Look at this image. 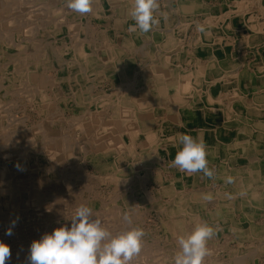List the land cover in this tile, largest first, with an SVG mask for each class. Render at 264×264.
<instances>
[{"label":"crops","instance_id":"crops-1","mask_svg":"<svg viewBox=\"0 0 264 264\" xmlns=\"http://www.w3.org/2000/svg\"><path fill=\"white\" fill-rule=\"evenodd\" d=\"M240 1L242 0H158L160 7L155 15L160 22L148 33L129 31V27L134 24L129 15L133 0H106L102 7L95 8L100 13H94L98 17L88 14L92 26L99 30L97 55L102 61L87 70L77 63L71 64L70 76L75 77L77 72L78 84L56 77L54 86L55 91L62 95L60 100L66 105L69 98H73L69 104L72 109L77 108L78 104L86 106L85 102L92 97V91L95 107L90 108L102 116L89 119L86 123L94 144L101 143L97 154L103 156L101 163L108 164L114 171L117 168L118 173L126 172L132 167L135 171L138 165L139 172L143 175L145 169L140 156L148 153L154 159L157 158L153 163L152 173L160 172L164 175V179H160L161 182L165 181L164 190L169 184L173 196L177 192L179 195L186 194L187 198H195L200 193L204 194L208 188L212 192L207 191L206 195L213 193V189L219 188L220 192L225 188L230 189L225 191L227 196L232 198L237 193L235 196L238 197V193L242 191L239 194L247 198L250 204L255 203L264 210V195L261 191L264 190V0H245V6H248L245 7V12H236L225 24L220 25L221 28L224 25L227 27L224 30L228 35L224 36L220 34L222 31L215 30L216 34L209 37L207 33L210 30L205 29L199 31L198 37L195 36L199 18L206 19L209 15L217 20L225 18L233 13ZM155 31L156 34H163V37H155ZM240 45L243 49L238 53ZM256 46L258 51L254 56ZM184 71L197 74L191 79L195 84L193 95L184 94L181 88L180 75ZM124 84L130 87L125 88ZM108 86L112 87L111 93L104 92ZM208 95L220 103L219 106L204 101ZM196 96L204 98H200L202 102L199 107ZM216 110L229 112L231 117L217 118L213 122L205 121L206 112L211 115ZM210 126L216 129L214 136L206 130ZM249 126L251 130L248 131ZM101 128L104 131L100 135ZM180 134L191 135L205 144L208 166L214 172L212 178H206L202 172H198L186 179L184 172L171 166L176 152L182 147L179 143ZM113 140L117 146H110ZM95 153L90 152L87 146L82 156L93 154L95 157ZM243 171H247L248 175L237 178L238 173L242 174ZM152 173L147 183L152 178L159 179ZM225 173L229 177L235 176L231 183H226L219 177ZM142 181L139 182L140 186ZM147 183L145 185L148 188ZM232 202L231 200L230 203Z\"/></svg>","mask_w":264,"mask_h":264},{"label":"rangeland","instance_id":"rangeland-1","mask_svg":"<svg viewBox=\"0 0 264 264\" xmlns=\"http://www.w3.org/2000/svg\"><path fill=\"white\" fill-rule=\"evenodd\" d=\"M102 1L104 0H92L94 3L92 9H98V4ZM64 2L67 0H0L2 10L0 11V46L6 44L9 45L7 48H10L9 53L6 51L0 53V241L9 244L11 250V258L6 264H30L31 243L61 226L70 228V219L76 208L81 205L90 207L93 218L101 220L103 226L113 235L134 227L144 230L142 251L140 256L131 261V264H174V257L179 250L177 237L191 232L190 227L196 222H206L219 229L208 242L210 255L205 258L204 264H212V262L221 264L220 262L223 261L224 264L228 263L227 259L236 254L241 244L251 250V255L261 254L257 262L264 264V253H261L264 249V210L259 205L249 204L255 212L235 210L232 215L230 214L231 218L225 215L227 220L224 225L219 219L213 218V214L221 206L233 204L230 202L237 194L232 198L227 196L225 191L228 192L230 189L224 188L220 192L219 188L213 189L214 192L210 194L215 197L210 201L205 200L204 196L207 191L212 192L211 189L205 190L204 194L200 193L195 198L191 196L187 198L186 194H174L175 199L172 193H166L164 190L165 181L152 178L147 183L148 178L139 172L138 165L135 170L137 173H134L133 167L126 172L117 173V169L114 171L108 164L101 163L103 156L99 158L97 155L101 143L94 144L90 137V128L86 123L89 121L88 117L91 120L102 116L101 113L90 108V106L95 107V96L92 91V97L85 102L86 106L78 104L77 108H70L69 104L72 103L73 98H69L66 105L60 100L61 93L55 91L56 77L66 79L70 71L63 72L61 67H57V63L51 67L43 65L42 62L47 61L49 64L53 61L49 54L47 56L38 52L35 55L31 54L35 49L39 51L43 47L48 49L50 44L53 50L59 51L64 44L75 43V34L80 28L77 17L81 14L68 9ZM88 14H84L88 22L84 35L87 39H92L94 32L91 33L93 26ZM60 20L68 26L72 25L73 21L75 23L69 32H65L63 28L53 30L56 39L38 34L52 29L53 26L56 28ZM207 20L209 21V17L199 18L196 37ZM24 31L28 34L22 37L24 39L22 42L20 33ZM3 37H10L7 40L8 44L2 41ZM20 44H29L27 52L21 51ZM238 47L239 53L243 48L241 45ZM254 51L256 55L257 46ZM26 53L30 59L26 60ZM56 55L57 58L60 57ZM26 61L29 67L33 66L41 72L40 88L15 76V74L22 75L21 70L26 69L22 65ZM12 72L15 73L14 76H11ZM3 80L5 87L2 84ZM36 92L43 95V104L34 102ZM104 92L111 93L112 87L108 86ZM95 102L98 101L95 99ZM103 131L101 128L100 135ZM87 146L91 147L90 152H96L95 158L93 154H89L88 158L82 156ZM110 146H117L116 141H111ZM44 151L57 153L51 166H48L49 162ZM149 168L151 167L144 166L145 170ZM242 177V174L238 173L237 178ZM139 180H143L141 184L143 187L139 185ZM239 193L242 194V191ZM239 193L238 197H242ZM32 200L36 203H32ZM124 214L131 217V224L123 220ZM243 218L246 220L243 222L244 227L247 224L251 226L248 231H239L235 226L236 221ZM254 226L259 227L255 228L258 231L254 230ZM9 228L12 229V235L6 234Z\"/></svg>","mask_w":264,"mask_h":264},{"label":"clouds","instance_id":"clouds-1","mask_svg":"<svg viewBox=\"0 0 264 264\" xmlns=\"http://www.w3.org/2000/svg\"><path fill=\"white\" fill-rule=\"evenodd\" d=\"M66 6L84 15L92 11V0H67ZM159 7L158 0H133L129 15L134 24L129 31L148 33L160 22L155 15ZM179 143L182 147L176 152L171 166L187 174L202 172L212 178L214 172L208 166L205 144L188 134H180ZM231 182L232 178L228 177L226 183ZM204 199L210 201L211 194L205 195ZM70 220V228L61 226L31 243L30 264H131L142 251L145 236L142 228L134 227L113 235L101 220L93 218L92 209L86 205L77 207ZM123 220L132 223L128 214L123 215ZM217 231L218 228L206 222H196L191 232L177 237L179 250L174 264H204L210 255L208 242ZM6 234L12 235V229L9 228ZM10 258L9 245L0 241V264H6Z\"/></svg>","mask_w":264,"mask_h":264},{"label":"bare ground","instance_id":"bare-ground-1","mask_svg":"<svg viewBox=\"0 0 264 264\" xmlns=\"http://www.w3.org/2000/svg\"><path fill=\"white\" fill-rule=\"evenodd\" d=\"M184 1V0H183ZM167 2V1H166ZM202 2H203V0H202ZM258 2V1H257ZM63 3V2H62ZM64 3H67V2H64ZM99 2H97V4H98ZM106 3V0H104V1H102V2H100L98 5L99 6H101L102 7V5H104ZM171 3V2H170ZM195 3V2H194ZM193 3V4H194ZM238 3V5H237V10L235 9V10H233V13L231 14V15H229V16H226L225 18H222V19H220V20H217V18L216 17H213V16H208L209 17V21L200 29V31H203V30H210V32L209 33H207V36H209V37H213L216 33H215V30H218V31H222V32H220V34H223L224 36H226V35H228L227 34V32H226V30H224V28H227L224 24L226 23L225 21H227V20H229L230 18H231V16H233V15H236L238 12H242V13H244L245 12V7H248V6H245V0H242V1H240V2H237ZM92 4H94L93 2H92ZM96 4V5H97ZM252 4V3H251ZM93 6V5H92ZM215 6V5H214ZM124 8V7H123ZM250 8V7H249ZM105 9V8H104ZM210 9V8H209ZM252 9H255V8H252ZM259 9V8H258ZM0 11H2L1 9H0ZM176 11V10H175ZM247 11V10H246ZM94 12H97L95 9H92V11L90 12L91 14H92V16L93 15H96V14H94ZM207 12V11H206ZM209 12H210V10H209ZM214 12V11H213ZM237 12V13H236ZM1 13V12H0ZM113 13V12H112ZM34 15V14H33ZM72 15V14H71ZM194 15V14H193ZM217 15V14H216ZM86 15L84 16V15H78V19H79V21H80V28H79V30H78V33H76L75 34V43H66V44H64L63 46H61V48H60V50L59 51H56V50H53V48L51 47V44L49 45V47H48V49H46L45 47H43L40 51L38 50V49H35L34 51H32V55H35L37 52L41 55V54H43V55H45V56H47L48 54L50 55V59L51 60H53V61H51V63H47V61L46 62H42V64L43 65H46V66H48V67H51L54 63H57L58 65H57V67L59 66V67H61V69H62V71L63 72H65V71H69V68L71 67V64L73 65V64H79L82 68L84 67V69L85 70H87V68H90V67H92L93 65H95V64H97V62L98 61H102L100 58H99V56L97 55V50H98V40H99V30H97V28L96 29H94V27H92L91 28V33H93V36H92V39H87L86 38V36L84 35V33L86 32V23H88L87 21H86ZM211 17V18H210ZM121 18V17H120ZM90 19V21H91V18H89ZM191 19H193V18H191ZM125 21V20H124ZM131 21H132V19H131ZM63 22L64 21H62V20H60L59 21V25H57L56 26V28H54V26H53V28L52 29H50V30H45V32L44 33H42V31L41 32H39L38 34H42V37L43 36H45V37H49V38H54L56 35H54L53 36V30L55 31V30H57V28H63L64 29V31L65 32H69L71 29H72V27H73V24L75 23L74 21L72 22L73 24L71 25H65V24H63ZM179 22V21H178ZM54 23V22H53ZM71 23V22H70ZM176 23V22H175ZM190 23V22H189ZM222 23H224L223 25H224V28H221V24ZM113 24V23H112ZM111 24V25H112ZM183 24V23H182ZM229 25V23L227 24V26ZM175 26V25H174ZM168 27V26H167ZM248 27V26H247ZM50 28V27H49ZM123 28V27H122ZM121 28V29H122ZM99 29V28H98ZM169 29H171V27L169 28ZM161 30V29H160ZM183 31V30H182ZM4 34V33H3ZM25 34H28V33H26V31H24V32H21L20 33V38H22V37H24L25 36ZM59 34V33H58ZM153 34H154V36L155 37H158V35H159V33L158 34H156V31L155 32H153ZM222 35V36H223ZM5 36H7V35H5ZM29 36V35H28ZM160 36V38H162L163 37V34H160L159 35ZM44 37V38H45ZM61 37H63V38H65V36H61ZM73 37H74V34H73ZM10 38V37H9ZM8 37L7 38H5V37H3L2 38V41H4L5 43L7 42V40L9 39ZM20 38H19V40H20ZM26 38V37H25ZM57 37H55L54 39H56ZM59 38V37H58ZM147 38V37H146ZM1 39V38H0ZM23 39V38H22ZM112 39V38H111ZM13 40V39H12ZM182 40V39H181ZM22 42H24V39H23V41ZM170 42V41H169ZM172 42V41H171ZM7 44H8V42H7ZM103 44V43H102ZM4 45V44H3ZM6 45V44H5ZM0 46V53H2L3 51H4V53H5V51L7 52V53H9V51H10V48H7L9 45H6V46ZM27 45H29V44H20V49H21V51H24V52H27ZM104 45V44H103ZM120 45V44H119ZM135 45V44H134ZM138 45H140V44H138ZM161 45H162V43H161ZM54 46V45H53ZM110 47V46H109ZM139 47V46H138ZM163 47V46H162ZM41 48V47H40ZM114 48V47H113ZM124 48V47H123ZM126 48V47H125ZM141 48V47H140ZM158 48V47H157ZM156 48V49H157ZM16 49V48H15ZM109 49V48H108ZM144 49V48H143ZM148 50V49H147ZM161 50V49H160ZM18 51V50H17ZM31 51V50H30ZM115 51H116V49H115ZM163 51V50H162ZM46 52L47 54H44V53ZM164 52V51H163ZM166 52V51H165ZM175 52V51H174ZM150 53V52H149ZM27 54V53H26ZM56 54H58L60 57L59 58H57V55ZM64 54H67L66 56L64 55ZM151 54H152V52H151ZM2 55V54H1ZM116 55V54H115ZM150 55V54H149ZM27 57H26V60L27 59H30L29 58V56H28V54L26 55ZM131 56V55H130ZM136 56V55H135ZM255 56V55H254ZM114 57V56H113ZM117 57V56H116ZM151 57V56H150ZM153 57H155V56H153ZM176 57H177V55H176ZM34 58V57H33ZM115 58V57H114ZM25 60V59H24ZM33 62V61H32ZM105 62V61H104ZM121 62V61H120ZM45 63V64H44ZM110 63V62H109ZM26 64H27V61L25 62V64L23 63V65H22V67H25L26 69H22L21 70V73H22V75H17V74H15L14 72H12V74H11V76H14V74H15V76H19L18 78H20V79H22L23 81L25 80V82H27V81H29V84H31L32 86H34V87H36V88H40L41 86H42V79L40 78V81H39V77L41 76V72L38 70V69H36L35 67L33 68V66H30L29 67V65H28V67H26ZM33 64V63H32ZM35 64V63H34ZM38 64V66H40L39 65V63H37ZM116 66V65H115ZM155 66V65H154ZM153 66V67H154ZM21 67V68H22ZM109 67V66H108ZM108 67H106V68H108ZM77 68V67H76ZM99 68V67H98ZM60 69V70H61ZM79 69V68H78ZM94 69V68H93ZM103 70V69H102ZM101 70V71H102ZM100 71V70H99ZM120 72V71H119ZM157 73V72H156ZM9 74V73H8ZM197 75L196 74V72H189V71H184V72H181V88H182V90H183V93L184 94H191V95H193L195 92V84H193V82H192V77H193V75ZM240 74V73H239ZM245 74H247V73H245ZM75 75V74H74ZM140 76V75H139ZM248 76V75H247ZM68 77V78H67ZM66 77V81H75V82H77V84H78V82L79 81H77V79L79 78L78 77V73L76 72V78L75 77H72V76H67ZM90 77V76H89ZM96 77V76H95ZM238 77V76H237ZM246 77V76H245ZM12 78V77H11ZM104 78V77H103ZM170 78V77H169ZM176 78V77H175ZM226 78V77H225ZM166 79V78H165ZM113 81V80H112ZM197 81V80H196ZM225 81V80H224ZM3 82H4V80L2 81V84H3ZM83 82V81H82ZM88 83V82H87ZM145 83V82H144ZM239 83V82H238ZM84 84V83H83ZM102 84V83H101ZM126 84V83H125ZM124 84V85H125ZM127 84H129V83H127ZM177 84V83H176ZM179 84V83H178ZM121 85V84H120ZM261 85H262V83H261ZM3 86L5 87V85L3 84ZM8 86V85H7ZM23 87H24V84L22 85ZM28 86V85H27ZM126 87L125 88H129V87H127L128 85H125ZM132 86V85H131ZM135 86V85H134ZM22 87V88H23ZM29 87H31V86H29ZM66 87V86H65ZM79 87H80V85H79ZM94 87H96V86H94ZM253 87V86H252ZM83 88V87H82ZM238 88V87H237ZM95 89V88H94ZM122 89V88H121ZM130 89H133V87H131ZM17 90V89H16ZM19 90V89H18ZM23 90V89H22ZM21 90V91H22ZM81 89L79 88L78 89V92H79V94L81 95V91H80ZM90 90V89H89ZM140 90V89H139ZM248 90V89H247ZM2 91H4V88H2ZM23 91H25V90H23ZM125 91H127V90H125ZM16 92H18V91H16ZM26 92V91H25ZM144 92V91H143ZM152 92V91H151ZM24 93V92H23ZM91 93V92H90ZM133 93V92H132ZM15 94V93H14ZM16 94H18V93H16ZM26 94V93H25ZM172 94H174V93H172ZM179 94V93H178ZM133 95V94H132ZM261 95V94H260ZM129 96V95H128ZM139 96V95H138ZM263 96V95H262ZM34 102H37V104H38V102H41L42 104H43V95L39 92L38 94H37V92L34 94ZM188 97V96H187ZM4 98V97H3ZM85 98V97H84ZM200 98H203V97H201V96H196V101H197V106L199 107V103L200 102H202V99H200ZM247 98V97H246ZM33 99V98H32ZM100 99H102V98H100ZM186 99V98H185ZM188 99V98H187ZM204 99V98H203ZM230 99V98H229ZM238 99V98H237ZM248 99V98H247ZM246 99V100H247ZM263 99V98H262ZM261 99V100H262ZM92 100H93V98H92ZM119 100V99H118ZM150 100V99H149ZM181 100H182V97H181ZM180 100V101H181ZM251 100V99H250ZM259 100V99H258ZM109 101H110V99H109ZM145 101V100H144ZM189 101V100H188ZM204 101H206V102H209V103H212V104H214V105H216L217 104V106H219V104L220 103H217V101L212 97V96H210V95H208L206 98H205V100ZM236 101V100H235ZM249 101V100H248ZM247 101V102H248ZM119 102V101H118ZM147 102V101H146ZM150 102V101H149ZM261 102V101H260ZM130 103V102H129ZM132 103V102H131ZM152 103V102H151ZM262 103V102H261ZM147 104V103H146ZM188 104V103H187ZM183 105V104H182ZM34 106V105H33ZM99 106V105H98ZM136 106V105H135ZM84 107V106H83ZM93 107V106H92ZM176 107V106H175ZM189 107V106H188ZM6 108V107H5ZM103 108V107H102ZM131 108V107H130ZM181 108V107H180ZM264 108V107H263ZM31 109H32V107H31ZM87 109V108H86ZM196 109H199V108H196ZM120 110V109H119ZM118 110V111H119ZM149 110V109H148ZM153 110V109H152ZM176 110H177V108H176ZM102 111H103V109H102ZM137 111V110H136ZM260 111V110H259ZM169 112V111H168ZM119 113V112H118ZM93 114H94V112H93ZM165 114V113H164ZM170 114V113H169ZM183 114V113H182ZM216 114H218V116H216ZM84 115V114H83ZM90 115V114H89ZM131 115V114H130ZM206 115H207V117H206V119H205V121H208V122H213V121H215L217 118L218 119H220V118H223V119H227V118H230L231 116H230V114H229V112L227 113V112H222V111H218V110H216V111H212L211 112V115L209 114V112L207 113L206 112ZM264 115V114H263ZM97 116V115H96ZM135 116V115H134ZM146 116V115H145ZM95 117V116H94ZM93 117V118H94ZM130 117V116H129ZM136 117V116H135ZM174 117V116H173ZM87 118V117H86ZM92 118V117H91ZM105 118V117H104ZM146 118H147V116H146ZM181 118V117H180ZM90 119V117L88 118V120ZM98 119V118H97ZM119 119V118H118ZM117 119V120H118ZM133 119V118H132ZM149 119V118H148ZM156 119V118H155ZM234 119V118H233ZM100 120V119H99ZM114 120V119H113ZM139 120V119H138ZM179 120V119H178ZM235 120V119H234ZM109 121H112V120H109ZM132 121H134V120H132ZM148 121V120H147ZM122 122V121H121ZM99 123V122H98ZM126 123V122H125ZM124 123V124H125ZM128 123V122H127ZM129 123H131V122H129ZM139 123V122H138ZM158 123V122H157ZM241 123V122H240ZM92 124V123H91ZM140 124V123H139ZM134 125V124H133ZM87 127V126H86ZM152 127V126H151ZM221 127V126H220ZM97 128V127H96ZM205 128H207V127H205ZM204 128V129H205ZM203 129V130H204ZM247 129H248V131L249 130H251V127L249 126V127H247ZM126 130V129H125ZM137 130V129H136ZM147 130V129H146ZM179 130V129H178ZM192 130V129H191ZM207 130V132L209 133L210 132V134H212L213 133V136L215 135V127H213V126H210L208 129H206ZM95 131V130H94ZM142 131V130H141ZM205 132V131H204ZM236 132V131H235ZM20 133V132H19ZM109 133V132H108ZM120 133V132H119ZM127 133H128V131H127ZM191 133V132H190ZM201 133V132H200ZM228 133V132H227ZM111 134V133H110ZM118 134V133H117ZM135 134H136V132H135ZM152 134V133H151ZM103 135V134H102ZM108 135V134H107ZM115 135V134H114ZM127 135V134H126ZM129 135V134H128ZM100 136V135H99ZM113 136V135H112ZM27 137V136H26ZM96 137H98V136H96ZM105 137V136H104ZM111 137V136H110ZM129 137V136H128ZM212 137V136H211ZM107 138V137H106ZM215 138V137H214ZM234 138H236L235 136H234ZM144 139V138H143ZM154 139V138H153ZM160 139H163V138H160ZM107 140V139H106ZM206 140V139H205ZM105 141V140H104ZM206 142V141H205ZM137 143V142H136ZM167 145V144H166ZM59 146V145H58ZM156 147V146H155ZM48 148V147H47ZM54 148V147H53ZM91 148V147H90ZM103 148V147H102ZM226 148V147H225ZM44 149H46V148H44ZM100 149V148H99ZM146 149V148H145ZM144 149V150H145ZM48 150V149H47ZM109 150V149H108ZM112 150V149H111ZM32 151V150H31ZM94 151V150H93ZM98 151V150H97ZM34 153L36 152L35 150L33 151ZM55 152V151H54ZM222 152V151H221ZM32 153V152H31ZM122 153V152H121ZM127 153V152H126ZM156 153V152H155ZM43 154V153H42ZM59 154V153H58ZM83 154H85V153H83ZM109 154V153H108ZM128 154V153H127ZM154 154V153H153ZM251 154H253L252 152H251ZM44 155H45V157H46V159H47V161L50 163H48V166H51L52 165V163L51 162H53V160H55L54 159V157H56L57 156V153H52V151L51 152H49V151H44ZM129 155V154H128ZM219 155V154H218ZM87 156V155H86ZM108 156V155H107ZM89 157V156H88ZM87 157V158H88ZM99 157V156H98ZM226 157V156H225ZM95 158V157H94ZM100 158V157H99ZM123 158V157H122ZM140 158L142 159V161H143V165L145 166V168H146V166H150L151 168H149V169H146L145 171H144V176L145 177H147L148 179L150 178V175H151V173H152V171H153V166H154V161H155V159H153V157L151 156V154L149 155L148 153H144L142 156H140ZM241 158V157H240ZM249 158V157H248ZM36 159V158H35ZM92 160V159H91ZM117 160V159H116ZM225 160H227V159H225ZM4 161V160H3ZM95 161H96V159H95ZM94 161V162H95ZM238 161V160H237ZM5 162V161H4ZM42 162V161H41ZM111 162V161H110ZM127 162V161H126ZM128 163H129V161H128ZM128 163H127V165H128ZM237 163V162H236ZM240 163V162H239ZM5 164V163H4ZM55 164V163H54ZM99 164V163H98ZM123 164H125V163H123ZM122 164V165H123ZM136 164V163H135ZM141 164V163H140ZM235 164V163H234ZM244 164V163H243ZM252 164V163H251ZM156 165V164H155ZM106 166V165H105ZM130 166V165H129ZM251 166H253V165H251ZM122 167V166H121ZM127 167V166H126ZM50 168V167H49ZM106 168V167H105ZM210 168V167H209ZM112 169V168H111ZM114 169V168H113ZM117 169V168H116ZM211 169V168H210ZM106 170V169H105ZM122 170V169H121ZM110 171V170H109ZM116 171V170H115ZM119 171V170H118ZM142 171V170H141ZM50 172V171H49ZM118 173V172H117ZM134 173H135V171H134ZM0 174H1V171H0ZM114 174V173H113ZM152 174H155V176L157 175L158 176V178L159 179H164V175L163 174H161L160 172H158V173H152ZM167 174V173H166ZM250 174V173H249ZM129 175V174H128ZM191 174H187V173H184V177L187 179V178H189V176H190ZM248 175V173H247V171H243V173H242V176L243 177H245V176H247ZM121 176V175H120ZM172 177V176H171ZM194 177H196V176H194ZM219 177L220 178H222L223 179V181H226V179L229 177V175H227L226 173L225 174H223V175H219ZM232 179H233V177H235V176H233V175H231L230 176ZM54 178V177H53ZM206 178H209V177H207L206 176ZM49 179H50V177H49ZM121 179V178H120ZM172 179V178H171ZM210 179V178H209ZM48 180V179H47ZM55 180V179H54ZM152 180V179H151ZM166 181H168V180H166ZM48 182H49V180H48ZM51 182V181H50ZM146 183V182H145ZM174 184V183H173ZM237 184V183H236ZM243 185V184H242ZM186 186V185H185ZM199 186V185H198ZM239 187V186H238ZM241 187V186H240ZM183 188V187H182ZM185 189V188H184ZM208 189H211V188H208ZM254 189V188H253ZM171 190H172V188L170 187V185L168 184L167 185V187H166V192L167 193H171ZM183 190V189H182ZM194 190V189H193ZM196 190V189H195ZM181 191V190H180ZM204 191V190H203ZM262 191V195H264V190H261ZM8 192V191H7ZM148 192V191H147ZM35 194V193H34ZM138 194V193H137ZM176 194V193H175ZM237 194V193H236ZM18 195V194H17ZM177 195V194H176ZM189 195V194H188ZM15 197H16V194L14 195ZM175 196V195H174ZM11 197H13V195L11 196ZM142 197V196H141ZM144 197V196H143ZM213 197H215V195L213 196ZM212 197V198H213ZM3 198V197H2ZM5 198V197H4ZM6 199V198H5ZM219 199V198H218ZM234 199H236V200H232L233 201V204H229V205H227L226 207L225 206H221L217 211H216V213L215 214H213V218H217V219H219L224 225H225V220H227V218H226V216L225 215H228L229 217H230V214L232 215L234 212H235V210H240V212H244V211H251V212H255V210H253L254 208L252 207V206H250L249 204H250V202L247 200V198H244V197H235ZM263 199V198H262ZM160 200V199H159ZM187 201V200H186ZM190 201V200H189ZM201 201V200H200ZM32 203H36V202H33V200L31 201ZM144 202V201H143ZM29 203V202H28ZM137 203V202H136ZM188 203V202H187ZM204 203V202H203ZM166 204V203H165ZM202 204V203H201ZM3 205H5V204H3ZM112 205V204H111ZM120 205V204H119ZM169 205H171V204H169ZM8 206V205H7ZM33 206V205H32ZM96 206V205H95ZM106 206V205H105ZM142 206V205H141ZM147 207V206H146ZM4 208V207H3ZM140 208V207H139ZM153 208V207H152ZM167 208V207H166ZM212 208V207H211ZM117 209V208H116ZM162 209V208H161ZM209 209V208H208ZM168 211V210H167ZM166 211V212H167ZM107 212V211H106ZM122 212V211H121ZM164 212V211H163ZM157 214V213H156ZM163 214H165V213H163ZM188 214V213H187ZM260 214H262V213H260ZM183 215V214H182ZM249 215V214H248ZM156 216V215H155ZM163 216V215H162ZM189 216V215H188ZM241 216V215H240ZM231 218V217H230ZM261 218V217H260ZM162 219V218H161ZM196 219V218H195ZM157 220H158V218H157ZM208 220V219H207ZM218 220V221H219ZM257 220V219H256ZM162 221V220H161ZM206 221V220H205ZM246 220H245V218H243L242 220H240V221H236V223H235V226L237 227V229L239 230V231H244V230H250L251 229V226H248V224L244 227V223L243 222H245ZM251 223L253 224V222L251 221ZM250 223V224H251ZM251 224V225H252ZM253 226V225H252ZM259 227H261V225H258ZM194 227V226H193ZM193 227H190V230H192L193 229ZM259 227H257V226H254V230H256V231H258L257 229H255V228H259ZM163 228V227H162ZM244 228H246V229H244ZM253 230V232L255 233V231ZM165 231V230H164ZM165 234H166V232H164ZM168 236V235H167ZM259 236V235H258ZM165 238H167V237H165ZM214 241V240H213ZM245 241V240H244ZM251 242H253V241H251ZM9 245V244H8ZM252 249V248H251ZM257 249V248H256ZM250 251L251 250H249L248 248H246L243 244H241L240 245V247H239V249H238V251L236 252V254L235 255H233V256H231L230 258H228L227 259V262L228 263H225V264H258V260H259V258H260V256H261V254H260V256H255V255H251V253H250ZM252 252H253V250H252ZM261 253H264V249L261 251ZM140 256V255H139ZM142 257V256H141ZM138 261V260H137ZM221 264H224V261L223 262H220ZM212 264H215V263H213L212 262ZM217 264H219V263H217Z\"/></svg>","mask_w":264,"mask_h":264}]
</instances>
